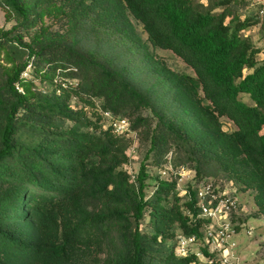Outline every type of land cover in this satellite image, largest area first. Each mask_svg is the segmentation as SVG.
<instances>
[{
  "label": "trees",
  "instance_id": "1",
  "mask_svg": "<svg viewBox=\"0 0 264 264\" xmlns=\"http://www.w3.org/2000/svg\"><path fill=\"white\" fill-rule=\"evenodd\" d=\"M237 3L0 0L14 18L9 28L0 26V264L95 263L104 249L102 264L198 261L195 252L175 249L178 234H199L193 187L181 200L174 179L158 178L146 197L147 168L141 162L137 182L130 178L128 131L116 132L104 111L126 117L129 131L142 129L144 157L153 152L161 163L175 146L200 179L203 164L213 161L240 188L254 190L264 215L263 48L244 32L258 22L263 2L243 16ZM128 12L154 46L171 48L193 68L192 74L159 65L163 85L186 116L175 120L157 111L120 69L44 20H65L76 30L95 14L105 25L128 29ZM28 64L50 88L32 87L22 74ZM73 94L84 104L74 106ZM85 105L94 108L92 116ZM222 115L236 127L224 129Z\"/></svg>",
  "mask_w": 264,
  "mask_h": 264
},
{
  "label": "rangeland",
  "instance_id": "2",
  "mask_svg": "<svg viewBox=\"0 0 264 264\" xmlns=\"http://www.w3.org/2000/svg\"><path fill=\"white\" fill-rule=\"evenodd\" d=\"M204 3L208 0H202ZM256 0H238L234 10L243 14L257 7ZM86 20L83 27L71 30L65 20H55L46 15L44 20L51 24L52 31H59L63 37L69 41L76 42L77 47L82 51H93L105 63L120 69L126 77L141 91L146 93L151 101L153 108L160 113L162 112L168 118L178 120L186 113L183 111L178 101L175 100L167 85H163V74L159 70V65H164L177 71L194 73L193 68L171 48L154 46L147 39V32L142 22L128 12L130 24L128 29H117L112 25H105L100 21L98 16L92 14ZM95 16V17H94ZM228 17L226 18V20ZM14 23V18L0 5V26L9 28ZM34 29V28H33ZM31 29L30 31H32ZM251 39L263 48L260 52L259 59L264 60V4L260 9L258 22L248 29L244 30ZM28 39L29 35L24 34ZM5 66H10V62L2 60ZM246 71V70H245ZM23 76L32 79L35 89L50 88L47 80H40L33 74L30 64L22 72ZM74 82L76 79H72ZM37 86V87H36ZM18 89L23 90L22 85L18 84ZM240 97L247 102H251L247 93H241ZM71 103L74 106L84 104L77 100L75 94L71 96ZM96 110H99L98 100H95ZM90 105H85L84 109L88 115L92 116L94 109ZM182 109V110H181ZM222 127L224 129L235 128L236 125L227 115L220 116ZM142 131V129H141ZM140 130L128 131L129 144L127 147L128 161L124 168L130 173V178L135 180L140 163L143 162L147 168L148 175L145 177L146 185L144 187L146 197L152 195L155 189V183L158 178L174 179L176 190L181 194V200L189 197L188 186L194 187L202 179L211 178L227 190H232L238 199V206L235 212V220L238 222L239 229L231 234L230 240H235L233 251L237 253L239 264H264V215L258 210L254 199V190L251 188L242 189L233 179L228 178L223 170H219L213 161L203 164L206 172L202 179L196 177L194 162L186 160L183 153L176 150L175 146H169L164 153L165 160L161 163L156 161L155 153H150L144 157L148 147V140L141 135ZM176 161V164L173 162ZM135 182H137L135 180ZM145 216V221L147 220ZM251 228V233L247 229ZM194 249L198 250L195 246ZM230 253L228 248L226 253ZM106 250L99 252V259L95 263L87 261L84 264H100ZM206 257L203 253L198 255V261L193 264H207ZM102 264V263H101Z\"/></svg>",
  "mask_w": 264,
  "mask_h": 264
},
{
  "label": "built area",
  "instance_id": "3",
  "mask_svg": "<svg viewBox=\"0 0 264 264\" xmlns=\"http://www.w3.org/2000/svg\"><path fill=\"white\" fill-rule=\"evenodd\" d=\"M256 1L264 4V0ZM104 114L116 132L129 131L130 122L126 117L113 116L109 111H104ZM193 189L197 207L195 217L200 219L199 234H178L176 252L179 254L195 252L197 257L203 253L207 264H239L240 256L233 251L235 240H230L231 234L239 229L236 227L238 222L234 215L238 206L235 194L211 178L200 180ZM251 232V228H248L247 233ZM262 247L264 248V240ZM204 248L211 254H206ZM228 248L231 250L230 253H226Z\"/></svg>",
  "mask_w": 264,
  "mask_h": 264
}]
</instances>
